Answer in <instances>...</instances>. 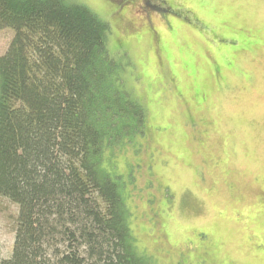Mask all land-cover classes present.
Returning <instances> with one entry per match:
<instances>
[{
  "label": "trees",
  "instance_id": "16d2710c",
  "mask_svg": "<svg viewBox=\"0 0 264 264\" xmlns=\"http://www.w3.org/2000/svg\"><path fill=\"white\" fill-rule=\"evenodd\" d=\"M175 27L165 21L172 36ZM6 28L15 35L0 56V202L16 211L0 264H154L135 245L115 155L145 133L150 76L126 41L110 46L112 23L83 2L0 0Z\"/></svg>",
  "mask_w": 264,
  "mask_h": 264
},
{
  "label": "rangeland",
  "instance_id": "374dc122",
  "mask_svg": "<svg viewBox=\"0 0 264 264\" xmlns=\"http://www.w3.org/2000/svg\"><path fill=\"white\" fill-rule=\"evenodd\" d=\"M76 1L112 23L110 46L126 41L129 55L150 76L143 86L149 108L145 133L136 136V145L117 149L115 154L119 186L130 212L128 221L137 238L134 244L152 261L155 255L146 249L147 234L143 233L152 232L155 218L163 210L168 241L175 248H179L176 244L184 248L179 264H264V207H251L256 203L254 178L264 184V0H193L198 1L195 17L193 11L183 13L191 10L189 0H171L174 8L162 0H146L143 7L139 6L143 0H108L117 5L116 13L105 0ZM123 9H128L132 20L123 18ZM214 11L234 30H245L261 43L240 51V47L246 48L242 39L216 38L223 30L208 19L207 14L215 16ZM167 20L176 26L173 36L165 29ZM130 21L160 24L164 30L155 39L150 28L154 41L144 34L147 30L138 41L132 37L137 35V27ZM14 35L13 29L0 30V56ZM159 42L168 45L171 53H162ZM189 42L193 45L190 50ZM215 55L220 56L218 64L221 59L229 62L232 72H216ZM187 61L195 75L185 69ZM124 77L134 78L130 72ZM135 87L140 94V84ZM165 125L168 128L158 131L156 137L155 128ZM228 156L227 165L215 167V158ZM227 167H232L233 181L223 173ZM148 200L151 212L145 205ZM15 211L9 201L0 202V258L12 252L15 234L9 215ZM194 229L210 239L209 245L203 243L205 255L197 248L189 255ZM252 244L259 249L252 252ZM153 262L163 264L155 258Z\"/></svg>",
  "mask_w": 264,
  "mask_h": 264
},
{
  "label": "flooded vegetation",
  "instance_id": "af4514ba",
  "mask_svg": "<svg viewBox=\"0 0 264 264\" xmlns=\"http://www.w3.org/2000/svg\"><path fill=\"white\" fill-rule=\"evenodd\" d=\"M107 1V4H109L111 6V9L114 11V13H116V7L117 5H114L112 2L108 1V0H105ZM163 3H166V4H169L171 5L173 8V1L171 0H162ZM190 3L192 2L190 8L191 10H183V13H187L188 15L191 14L190 11H193V15L195 13V2H198V1H193V0H189ZM147 5L146 3V0H143L142 3H139V6L140 7H143ZM185 8H189L188 5H184ZM182 8L180 7V10ZM124 11V12H123ZM123 18H125V20H132V16L130 15V12L128 11V9H123L122 11L120 10ZM113 13V12H112ZM208 15V14H207ZM195 17V15H194ZM124 20V21H125ZM214 21L218 22V29H221L223 31H225V35L224 37L229 40V41H234V39H243L244 42L246 43V48L248 47V49H243L242 47H240L239 49H241L240 51H246V50H249L251 49V47L249 45H259L261 43V39L257 38L256 36H252L249 32L245 31V30H242L238 27H236L237 29L234 30V26L226 23V22H223L221 21L220 18H216V16L214 17ZM132 22V21H130ZM136 25L137 27V30H138V33L141 34V37H142V33L144 31H146L144 34H148L151 36L152 40L154 41L153 39V35L148 31L150 28L152 29V32L154 33V38L156 39L157 38V30L154 29V25H151L150 24H137L135 22H132ZM154 24V23H153ZM150 25V27L148 26ZM223 33V32H222ZM138 35H135L134 37H137ZM264 40V39H263ZM252 41L253 44H250V42ZM248 45V46H247ZM236 55V53H233L232 56ZM216 60L214 63H213V68L214 70H216V72L220 73V75L225 71L227 72H232L230 71L229 69V66H230V63L226 64V66L224 67H220V65L217 63L218 62V58L216 57ZM185 69L187 70V68L185 67ZM188 71V70H187ZM190 72V71H188ZM219 75V74H218ZM199 91V90H197ZM152 127H155V126H161V125H151ZM166 129L168 128L167 125H165L164 127H161V128H155V134H156V137L158 136V131L160 130H163V129ZM164 129V130H165ZM212 136V135H211ZM210 136V137H211ZM214 136V135H213ZM217 138L221 139L222 137H219L217 135H215ZM142 137V136H141ZM206 138H209V137H206ZM225 142V144L227 145V142L224 138H222ZM139 146L141 147V145L139 144ZM228 147V146H227ZM162 151V150H160ZM225 152V151H224ZM229 154V152H228ZM157 157L155 158V161H156ZM216 161L214 163L215 167L217 165L221 166V165H224L226 163H228L229 161V156H228V159H219V158H215ZM227 160V162H226ZM225 177L229 178L232 180V178H235L234 177V174H233V171H232V167H227V169H225L223 171ZM255 179V184H256V187L255 190H256V203H253V205H251V207L253 206H256L257 207H260V206H263L264 207V184L262 183V181L256 177L254 178ZM233 181V180H232ZM235 182H237L238 180H234ZM259 186V187H258ZM257 189L259 191H257ZM145 205L147 206L148 209H150V212L152 211V204L151 202L148 200L145 202ZM149 212V213H150ZM166 212H163V210L160 211V213L158 214V216L155 218V228L152 230V232L150 231H146L144 234H147L146 236V241H145V247L146 249H149L153 255L155 256H151L152 257V262H153V258H155L156 260H160L163 264H179V262L181 261V258L180 257V253L184 251V248H183V245L181 246V244H176L175 246L176 247H179V248H175L172 246V244L168 241V237L166 236L165 234V230L163 228V225L166 223ZM146 226H149V223L147 222H144ZM164 232V233H163ZM151 233V234H149ZM151 238H150V237ZM153 238V239H152ZM191 240H192V244H191V247H193L191 250H189V255H191V253H195L194 250L199 249V252L202 254V255H205V250H204V245L203 243H206L207 245H209L210 243V239L208 237H206L205 234H201L199 230H192L191 231ZM188 241V240H187ZM254 246V248H252L251 246V250L253 252V249H259V247H257L256 245L252 244ZM160 247L161 249L159 250V252L156 251V249ZM185 247V246H184ZM247 249H249V245L247 244ZM161 257H169V259L167 260H164L162 259ZM158 258V259H157ZM212 258V257H211ZM210 259V258H209ZM173 260V262L171 261ZM186 260V258H185ZM154 263V262H153ZM160 264V263H159Z\"/></svg>",
  "mask_w": 264,
  "mask_h": 264
}]
</instances>
